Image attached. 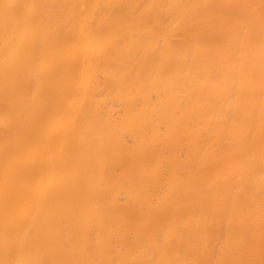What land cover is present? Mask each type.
<instances>
[{
  "label": "bare ground",
  "instance_id": "6f19581e",
  "mask_svg": "<svg viewBox=\"0 0 264 264\" xmlns=\"http://www.w3.org/2000/svg\"><path fill=\"white\" fill-rule=\"evenodd\" d=\"M0 264H264V0H0Z\"/></svg>",
  "mask_w": 264,
  "mask_h": 264
}]
</instances>
